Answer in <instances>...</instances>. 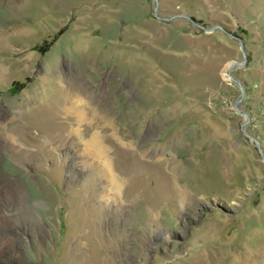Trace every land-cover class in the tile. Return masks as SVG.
I'll use <instances>...</instances> for the list:
<instances>
[{"label":"rangeland","instance_id":"obj_1","mask_svg":"<svg viewBox=\"0 0 264 264\" xmlns=\"http://www.w3.org/2000/svg\"><path fill=\"white\" fill-rule=\"evenodd\" d=\"M158 2L0 0V264H264V0Z\"/></svg>","mask_w":264,"mask_h":264},{"label":"water","instance_id":"obj_2","mask_svg":"<svg viewBox=\"0 0 264 264\" xmlns=\"http://www.w3.org/2000/svg\"><path fill=\"white\" fill-rule=\"evenodd\" d=\"M158 6H159V2H158V0H157V8H156V12L158 11ZM158 13V12H157ZM178 17H184V18H189V17H187V16H184V15H181V16H178ZM244 63L245 62H233L232 63V65H231V68H230V70H229V72H228V74H229V77L236 83V84H238L239 86H240V84L231 76V71H232V69L235 67V66H242V65H244ZM241 87V86H240ZM244 95V94H243ZM237 108H238V105H237Z\"/></svg>","mask_w":264,"mask_h":264},{"label":"bare ground","instance_id":"obj_3","mask_svg":"<svg viewBox=\"0 0 264 264\" xmlns=\"http://www.w3.org/2000/svg\"><path fill=\"white\" fill-rule=\"evenodd\" d=\"M93 145H94V143H93ZM93 147H94V146H93ZM107 158H108V157H107ZM107 158H106V159H107ZM109 165H110V163H109ZM110 166H111V165H110ZM112 177H113V176H112Z\"/></svg>","mask_w":264,"mask_h":264}]
</instances>
